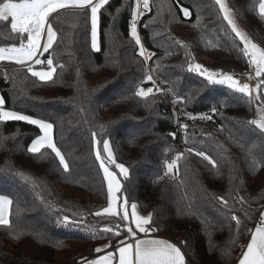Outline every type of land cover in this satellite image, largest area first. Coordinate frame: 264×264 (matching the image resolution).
<instances>
[{"label": "trees", "instance_id": "16d2710c", "mask_svg": "<svg viewBox=\"0 0 264 264\" xmlns=\"http://www.w3.org/2000/svg\"><path fill=\"white\" fill-rule=\"evenodd\" d=\"M226 1L264 48V20L254 8L256 0ZM150 4L151 10L136 22L142 45L154 53L148 64L136 55L138 48L129 36L136 0H109L100 10L99 52L90 47V12L55 13L50 20L58 39L44 55L63 66L57 67L53 81L41 82L20 66L0 64L5 108L53 123L55 143L70 165V174L65 173L50 150H43L42 156L28 153L41 135L35 125L0 122V195L13 200L11 227L0 226V264H78L98 255L96 248L109 243L113 248L126 237L122 220L92 215L107 207V185L92 151V131L101 140L110 139L117 162L130 169L120 202L126 194L129 205L136 203L142 214L152 213L151 227L159 229L152 234L180 247L189 264H236L245 249L264 207V166L253 169L241 144L264 145V132L247 123L256 118L257 107L264 106V100L256 99L264 97V86L250 98L226 84L208 86L199 73L187 70L189 53L209 70L248 69L243 45L215 0ZM180 6L190 10L189 18ZM19 43L10 25L0 26V47ZM146 71L165 90L147 102L133 95L138 85L152 83L145 81ZM169 88L190 102L174 103ZM204 115L212 119H200ZM187 148L204 151L218 167ZM255 151L259 158L260 148ZM178 153L184 156L173 170L175 178L165 175V164ZM216 196L225 197L229 205L220 204ZM79 214L80 223L62 221L65 215L81 219ZM233 214L241 220L239 230Z\"/></svg>", "mask_w": 264, "mask_h": 264}, {"label": "snow or ice", "instance_id": "6c2138e0", "mask_svg": "<svg viewBox=\"0 0 264 264\" xmlns=\"http://www.w3.org/2000/svg\"><path fill=\"white\" fill-rule=\"evenodd\" d=\"M108 3L109 0H18V2L17 0H0V26L6 28L10 25L11 33L20 40L18 46L13 44L0 47V62L8 61L20 65L22 69H25L32 77L37 78L41 82L47 83L53 81L57 67L63 66L57 65L52 56H49L46 61L39 58V56L53 49L58 39L57 32L50 20L52 14L59 13L61 9H79L84 14L90 12V47L93 52H99L101 50L98 43L99 12ZM215 4L219 6V12L227 23L231 33L243 45L241 49L243 56L248 59L249 66L254 67L255 77L258 78V82L255 88H250L247 83L240 84L239 80L232 74L223 71H212L196 63L190 53L186 56L187 70L199 73L208 86L226 84L230 89L251 97L252 92H259L262 86H264V79H261L264 77V48L254 42L246 32L238 27L233 10L228 7L225 0H215ZM254 8L259 18L264 20V0H256ZM150 10V0H136V7L133 8L129 28V36L138 48L136 55L141 57L145 64H148L154 53H148L147 49L142 45L141 38L137 32L136 22L139 17L144 15L145 11ZM180 11L185 18H189L191 15L190 10L183 6H180ZM45 63L47 64V70H34L35 65ZM152 71H155V69H152ZM248 79H252V77L249 76ZM145 81L152 82L153 86L145 88L138 85L136 87L133 95L140 100L147 102L150 96L165 91L156 86L153 76L147 74V71ZM168 91L175 96L174 103L190 102V99L176 95L175 89L169 88ZM256 99L264 100V97L257 95ZM5 103L3 97H0V122L23 121L30 125H35L41 133L27 148L28 153L42 156L44 155L43 150H50L54 154L55 159L59 161V166L63 171L70 174V165L54 140V124L42 118H33L30 115L14 110H7ZM212 112L215 114V106L212 108ZM189 118L196 119L193 116H189ZM200 119L211 120L212 116L204 115ZM247 123L255 125L261 132H264V106H258L256 118ZM100 127L101 131H105L104 126ZM180 127L187 129L188 126L181 124ZM169 135L175 138V133H169ZM91 142L92 151L107 185V207L93 212L92 215L97 217H116L118 221L122 220L129 238L134 243L121 241L120 244L122 246L117 247L115 252L109 251L97 259L84 260L79 262V264H186L185 254L176 244L163 239H140L137 237L138 233H142L147 237L151 232L159 231L158 228L151 227L153 214L149 213L147 216H140L136 211L137 204L131 203L129 205V198L126 194L123 195V200L120 202V197L117 194L121 193L124 188L123 181L130 179V169L124 164L117 162L110 139L105 138L101 140L98 138L97 132L92 131ZM185 143H187V140ZM101 144L102 149L100 147ZM241 147L246 151L247 159L251 162L253 169L258 166H264V145L253 144L249 147L248 145L241 144ZM258 147L261 150L259 158L255 151ZM186 151L207 161L213 168L218 167L216 160L204 151L193 148H187ZM183 156V153H178L170 163L165 164L167 169L165 175L176 169L178 161ZM110 165H114L118 171L111 170ZM14 174L19 175L25 181L35 183L31 177L22 172H15ZM173 178H175V172H173ZM215 199L225 207L229 205V201L223 196H216ZM239 202L243 203L242 197L239 198ZM12 205V199L8 196L0 195V226L4 228L11 227L9 216ZM129 208L131 212H129ZM17 211L19 212L21 209L18 208ZM79 215L81 219H72L65 215L62 217V221L65 225L80 223L83 214ZM231 219L236 222L237 230H239L241 225L240 218L233 214ZM133 224L135 225V229L132 227ZM120 227V223H116L115 229H119ZM104 231L113 232L116 236L120 235L118 230H114L111 227H105ZM182 243L185 246L187 245V241H182ZM109 247H111L110 243L96 248L95 252H104ZM239 264H264V212H261L260 220L256 224L255 230L251 231V239L246 245V250L242 252Z\"/></svg>", "mask_w": 264, "mask_h": 264}, {"label": "crops", "instance_id": "0c3cea01", "mask_svg": "<svg viewBox=\"0 0 264 264\" xmlns=\"http://www.w3.org/2000/svg\"><path fill=\"white\" fill-rule=\"evenodd\" d=\"M54 14H55V13H53L52 16H53ZM52 16H51V17H52ZM51 17H50V19H51ZM45 54H46V53H44L42 56H39V58H40V59H45V58H44V55H45ZM2 63H11V62H8V61L0 62V64H2ZM12 64L17 65V64H15V63H12ZM17 66H20V65H17ZM20 67H21V66H20ZM34 70H37V71H39V70H47V67H42L41 65H35V66H34ZM0 97H1V96H0ZM136 211H137V213H138L140 216H147V215H148V214H142V213H140V211L138 210V207H137ZM129 212H131V209H130V208H129ZM262 212H264V207H263V209H262ZM132 226H133L134 229H135V225L133 224ZM125 230H126V229H125ZM254 230H255V228H254L252 231H254ZM137 237L140 238V239H153V238H154V239H163V240H167V241L171 242L170 240H168V239H166V238H163V237H160V236L153 235L152 232H151V233L149 234V236H147V237H145L144 234H142V233L137 234ZM250 239H251V236H250ZM250 239H249V241H250ZM121 241H124L125 243H134V241L132 242V240L129 238L127 231H126V237L123 238ZM121 241H120V242H121ZM249 241H248V242H249ZM120 242H118L117 245L114 246L113 248H107V249H105L104 252L99 253L98 255H96L95 257L91 258L90 260L97 259L98 257L105 255V254H106L107 252H109V251L115 252V250H116L117 247L122 246V245L120 244ZM171 243H172V242H171ZM173 244H174V243H173ZM102 247H103V246H102ZM244 250H246V247H245ZM244 250H243V251H244ZM243 251H242V252H243ZM241 256H242V253H241L239 259L241 258ZM117 257H118V253H117ZM185 259H186V257H185ZM239 259H238V261L236 262V264H239ZM78 264H79V263H78ZM186 264H189L187 260H186Z\"/></svg>", "mask_w": 264, "mask_h": 264}, {"label": "built area", "instance_id": "2783aa9c", "mask_svg": "<svg viewBox=\"0 0 264 264\" xmlns=\"http://www.w3.org/2000/svg\"><path fill=\"white\" fill-rule=\"evenodd\" d=\"M148 51V50H147ZM148 53H152V52H150V51H148ZM153 56V55H152ZM151 56V57H152ZM41 60H44V61H46V59H41ZM42 67H47V64L45 63V64H42L41 65ZM238 80H239V82H240V84H245V83H247L248 85H249V87L250 88H255V86H256V84H257V78L255 77V69H254V67H248V69L246 70V72H244V73H241V74H239V75H234ZM249 76H251L252 77V79H248V77ZM153 86V84H149V85H147L145 88H148V87H152ZM156 86L157 87H159V88H161L158 84H156ZM259 220H260V217L259 218H257V220H256V222H255V224H254V228H255V226H256V224L257 223H259ZM132 242H133V240H132ZM242 253V252H241ZM241 255V254H240Z\"/></svg>", "mask_w": 264, "mask_h": 264}, {"label": "rangeland", "instance_id": "374dc122", "mask_svg": "<svg viewBox=\"0 0 264 264\" xmlns=\"http://www.w3.org/2000/svg\"><path fill=\"white\" fill-rule=\"evenodd\" d=\"M225 2L227 3V1L225 0ZM227 5H228V7L230 8V6H229V4L227 3ZM231 9V8H230ZM233 14H234V12H233ZM234 18L236 19V23H237V25H238V27H240L241 28V30H243L244 32H246V30L244 29V27L240 24V22L238 21V19H237V17L235 16V14H234ZM247 33V32H246ZM248 34V33H247ZM249 35V34H248ZM250 37V36H249ZM251 38V37H250ZM263 48V47H262ZM249 67V66H248ZM212 71H223V72H227V73H229V74H232V75H239V74H241V73H244L243 71H236V70H212ZM246 72V71H245ZM261 79H264V77H262ZM257 81H258V78H257ZM255 92V91H254ZM254 92H252V94L251 95H253L254 94ZM250 97V96H249ZM251 98V97H250ZM168 175H173V172H169V174ZM119 197H120V193H118L117 194Z\"/></svg>", "mask_w": 264, "mask_h": 264}, {"label": "bare ground", "instance_id": "6f19581e", "mask_svg": "<svg viewBox=\"0 0 264 264\" xmlns=\"http://www.w3.org/2000/svg\"><path fill=\"white\" fill-rule=\"evenodd\" d=\"M156 83V82H155ZM152 84V83H151ZM156 84H158V83H156ZM159 85V84H158ZM160 86V85H159ZM161 87V86H160Z\"/></svg>", "mask_w": 264, "mask_h": 264}]
</instances>
